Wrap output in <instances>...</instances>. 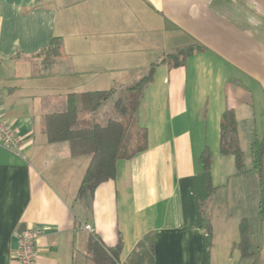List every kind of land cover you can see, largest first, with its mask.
Instances as JSON below:
<instances>
[{"label": "crops", "instance_id": "0c3cea01", "mask_svg": "<svg viewBox=\"0 0 264 264\" xmlns=\"http://www.w3.org/2000/svg\"><path fill=\"white\" fill-rule=\"evenodd\" d=\"M53 37L62 45L56 64L34 59ZM192 44L202 49L181 66L158 65L145 88L137 111L149 127L145 148L118 160L113 180L77 197L89 156H72L67 141L48 143L43 115L63 109L70 93L129 84L166 52ZM226 108L238 137L264 139V0H0V116L21 139L20 155L0 146V264H13L26 227L39 231L37 264H93L91 236L106 246L120 239L122 262L148 231L155 264H218L212 218L210 233L197 225L193 178ZM224 160L228 174L211 164L209 210L216 177L224 189L232 175L242 178L237 188L251 189L258 221L249 249L253 264H264L258 176L235 174L233 158ZM228 220L222 225L234 237Z\"/></svg>", "mask_w": 264, "mask_h": 264}, {"label": "trees", "instance_id": "16d2710c", "mask_svg": "<svg viewBox=\"0 0 264 264\" xmlns=\"http://www.w3.org/2000/svg\"><path fill=\"white\" fill-rule=\"evenodd\" d=\"M61 41L53 37L46 52L53 59L59 60L62 56ZM202 47L192 44L166 52L160 59L149 63L147 69L139 77L126 85L115 84L109 89L87 91L81 94L70 93L66 97L65 106L59 111L46 113L42 118V131L48 143L67 141L72 156H89V163L82 177L77 191V197L92 194L96 187L107 180H113L116 175V163L120 159H129L135 153L142 151L144 144L128 151L127 137L130 122L115 118H108L104 124L86 121L82 124L84 114H94L112 97H116L113 107L120 115L133 113L135 115L146 86L151 83L158 65L166 64L170 67L181 66L185 59L199 52ZM40 53V54H41ZM54 62V61H50ZM218 151L223 156H231L234 162L235 174L255 171L258 176V220L264 219V177L262 173L264 139L250 143L251 166H245V157L240 145L237 132V121L234 111L226 108L222 111L219 121ZM144 135V133H143ZM202 170L193 178L194 198L197 225L211 232L207 222V205L217 186L212 181L211 164L212 154L205 146L200 154ZM239 238L235 246L241 257L254 254L249 249V223L246 218L238 222ZM123 243L119 239L114 246H106L95 236L89 237L86 242V252L93 264H155L152 232H146L127 254L124 261H120Z\"/></svg>", "mask_w": 264, "mask_h": 264}, {"label": "rangeland", "instance_id": "374dc122", "mask_svg": "<svg viewBox=\"0 0 264 264\" xmlns=\"http://www.w3.org/2000/svg\"><path fill=\"white\" fill-rule=\"evenodd\" d=\"M34 59L41 60L42 63L48 64H56L57 60H52L53 58L48 55V53L43 52L39 54L37 57H33ZM54 61V62H50ZM118 76V75H117ZM116 97H112L104 106H102L97 112L94 114H84L82 117V124L84 122H98L100 124H104L108 118H115L118 120H122L124 122H130L129 129H128V137H127V144H128V151H133L137 146L142 145L147 142L145 139V132L149 130L148 125H142L138 118V110L136 111L135 115L133 113H128L127 115H120L119 112L114 109L113 102ZM87 123V122H86ZM144 133V135H143ZM248 137V135H247ZM240 144L244 153L245 157V164L246 166L249 165V159L251 158L250 154V141H246L244 135L240 132L239 135ZM207 145L212 151V168L214 171H217V174L221 176L223 173L228 172L230 173L232 170H229V167L226 166V163H222L221 161H226L224 159H231L229 156H220L217 152L218 146V136L213 133L209 132L208 138L206 140ZM212 146V147H210ZM223 159V160H222ZM250 166V165H249ZM231 167V166H230ZM232 168V167H231ZM256 176H254L255 178ZM221 177H216V183L219 185V190L217 192L216 198L215 196L212 197L211 200V209L209 210V205H207V212L209 217L212 218L213 224L215 226L214 234H213V242L215 248L213 249L214 254V261L218 264H253L255 256L250 258L242 259L240 257V252L236 248L235 244L237 241V219L241 217H248L250 222V237L252 240L251 248H253V239H255L254 232L258 228V221L255 218V211H253L251 207V189L242 190L238 184L239 179L238 176L232 175L229 178L228 188H222V181ZM244 187V186H242ZM224 189V190H223ZM223 193V195H222ZM249 194V195H248ZM242 201V204H238L237 198ZM247 200L249 203H247ZM220 203V208L217 207V204ZM229 219L228 224L229 226L226 227V230L231 231V227L234 228L235 236L228 237L225 232V228L222 225L223 220ZM233 224V226H232ZM225 232V233H224ZM234 240V241H232ZM234 242V243H232ZM214 262V263H215ZM256 264V263H255Z\"/></svg>", "mask_w": 264, "mask_h": 264}, {"label": "built area", "instance_id": "2783aa9c", "mask_svg": "<svg viewBox=\"0 0 264 264\" xmlns=\"http://www.w3.org/2000/svg\"><path fill=\"white\" fill-rule=\"evenodd\" d=\"M20 144L16 128L0 116V146L20 155ZM85 228L92 231L88 225ZM38 234L39 231L33 227H26L19 233L17 247L12 255L13 264H37L35 241Z\"/></svg>", "mask_w": 264, "mask_h": 264}]
</instances>
